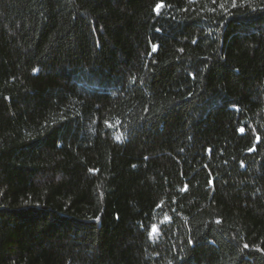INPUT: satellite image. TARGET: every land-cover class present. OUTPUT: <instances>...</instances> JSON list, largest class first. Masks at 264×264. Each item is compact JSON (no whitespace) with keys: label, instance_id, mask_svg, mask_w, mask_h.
<instances>
[{"label":"trees","instance_id":"obj_1","mask_svg":"<svg viewBox=\"0 0 264 264\" xmlns=\"http://www.w3.org/2000/svg\"><path fill=\"white\" fill-rule=\"evenodd\" d=\"M0 264H264V0H0Z\"/></svg>","mask_w":264,"mask_h":264},{"label":"snow or ice","instance_id":"obj_2","mask_svg":"<svg viewBox=\"0 0 264 264\" xmlns=\"http://www.w3.org/2000/svg\"><path fill=\"white\" fill-rule=\"evenodd\" d=\"M163 7V4L162 3H157L156 4V6H155V8L153 9V11H155V12H157V13H159V11H160V9ZM152 51L153 52H155V51H157V46L156 45H153L152 46ZM35 71V70H34ZM242 131V130H241ZM212 183V181L210 180L209 181V184H211ZM217 223H219V221H217ZM191 242V241H190ZM245 247H247V246H245Z\"/></svg>","mask_w":264,"mask_h":264}]
</instances>
